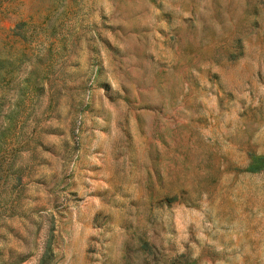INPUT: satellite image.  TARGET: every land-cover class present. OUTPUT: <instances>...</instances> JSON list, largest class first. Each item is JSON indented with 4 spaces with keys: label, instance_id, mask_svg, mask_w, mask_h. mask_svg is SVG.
Masks as SVG:
<instances>
[{
    "label": "rangeland",
    "instance_id": "rangeland-1",
    "mask_svg": "<svg viewBox=\"0 0 264 264\" xmlns=\"http://www.w3.org/2000/svg\"><path fill=\"white\" fill-rule=\"evenodd\" d=\"M0 264H264V0H0Z\"/></svg>",
    "mask_w": 264,
    "mask_h": 264
}]
</instances>
